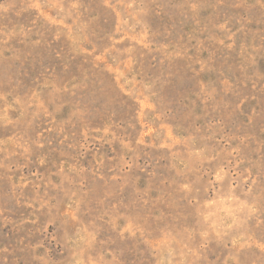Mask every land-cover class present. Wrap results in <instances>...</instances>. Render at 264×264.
I'll list each match as a JSON object with an SVG mask.
<instances>
[{"label": "rangeland", "instance_id": "obj_1", "mask_svg": "<svg viewBox=\"0 0 264 264\" xmlns=\"http://www.w3.org/2000/svg\"><path fill=\"white\" fill-rule=\"evenodd\" d=\"M0 264H264V0H0Z\"/></svg>", "mask_w": 264, "mask_h": 264}]
</instances>
